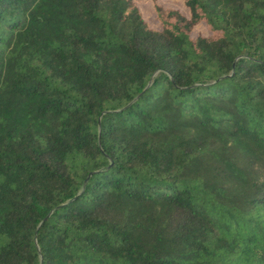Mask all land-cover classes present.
<instances>
[{"label":"trees","instance_id":"1","mask_svg":"<svg viewBox=\"0 0 264 264\" xmlns=\"http://www.w3.org/2000/svg\"><path fill=\"white\" fill-rule=\"evenodd\" d=\"M182 4L0 0V264H264V0Z\"/></svg>","mask_w":264,"mask_h":264},{"label":"rangeland","instance_id":"2","mask_svg":"<svg viewBox=\"0 0 264 264\" xmlns=\"http://www.w3.org/2000/svg\"><path fill=\"white\" fill-rule=\"evenodd\" d=\"M135 2L148 25L153 29H160L152 6V0H135ZM157 2L165 8L179 10L181 13L187 14V11L182 4V0H157ZM207 34L208 31L206 30V28L201 26L199 28H196L190 35V37L195 38L198 35L205 36Z\"/></svg>","mask_w":264,"mask_h":264}]
</instances>
